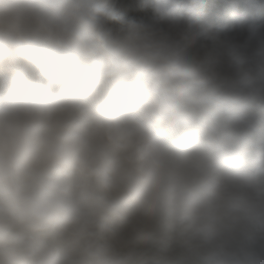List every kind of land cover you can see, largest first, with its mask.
<instances>
[{"label":"clouds","instance_id":"1","mask_svg":"<svg viewBox=\"0 0 264 264\" xmlns=\"http://www.w3.org/2000/svg\"><path fill=\"white\" fill-rule=\"evenodd\" d=\"M0 264H264V0H0Z\"/></svg>","mask_w":264,"mask_h":264}]
</instances>
